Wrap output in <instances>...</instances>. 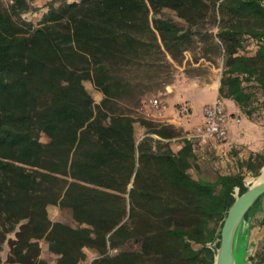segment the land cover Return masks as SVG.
Here are the masks:
<instances>
[{
  "label": "trees",
  "instance_id": "16d2710c",
  "mask_svg": "<svg viewBox=\"0 0 264 264\" xmlns=\"http://www.w3.org/2000/svg\"><path fill=\"white\" fill-rule=\"evenodd\" d=\"M30 9L0 0L3 264H81L89 250L90 264H212L208 243L243 177L194 178L197 143L182 137L173 149V125L126 112L123 72L166 55L178 61L192 38H212L201 30L209 22L223 46L218 91L251 119L256 88L264 98V0H52L36 23L22 16ZM249 39L252 54L243 52ZM243 164L256 176L264 153ZM49 205L69 210L75 225L52 220ZM248 258L264 264V237Z\"/></svg>",
  "mask_w": 264,
  "mask_h": 264
},
{
  "label": "rangeland",
  "instance_id": "374dc122",
  "mask_svg": "<svg viewBox=\"0 0 264 264\" xmlns=\"http://www.w3.org/2000/svg\"><path fill=\"white\" fill-rule=\"evenodd\" d=\"M31 9L23 13V18L36 23L46 11L48 3L52 0H28ZM73 1V0H67ZM5 5H9L10 0H2ZM57 3V2H56ZM166 13L175 21L182 22L173 11L166 10ZM205 26V27H204ZM201 30L203 36L205 32H211L212 38L207 34L205 38H192L194 43L187 50L183 51L179 56V60H173L169 55H166L160 60L154 61L151 66H131L123 73L130 80L131 86L129 92L120 100V106L135 117H145L155 122L171 124L173 120L178 121L182 127L175 129L180 132V135L170 138V145L173 149H177L180 145L181 138L187 133H190L198 121L200 114L201 103L212 97L213 90L205 89L213 85L215 81H220V76L223 66V46L215 36L217 26L206 22ZM215 44L218 46V49ZM257 48L256 42L249 39L246 43L243 52L252 54ZM217 82L214 85H217ZM84 85L92 95L95 102H99L102 98V93L98 91L94 85L85 80ZM196 87V88H192ZM199 87V88H198ZM256 90L255 106L257 110L252 113V118L244 117L256 121L262 132H264V98H262L261 90ZM150 98H157L165 108L161 111H156L149 104ZM189 98L192 105L188 107L189 114L181 111V104ZM229 108L227 99H223ZM258 105V106H257ZM241 116L240 125L245 124V118ZM173 119V120H172ZM145 132V128L138 122L135 123V137L139 139ZM46 140L45 137H42ZM256 139L253 140L255 143ZM260 153H264V145L257 146ZM195 159L189 172L194 178H202L215 180L218 174L238 173L243 177L245 182H252L256 177L252 170H249L243 164L250 154L257 153L252 151L248 144H232L223 140H212L205 144H196ZM256 164V161L253 163ZM264 204V199H262ZM48 213L52 220H60L71 225H75L69 210L61 209L56 205L48 206ZM264 218V208H262L252 218L254 226L251 228L250 240L255 242V249L262 237H264V224L260 220ZM42 255L47 257L52 262L54 257L46 250L45 242H41ZM5 246L1 254V262L3 264ZM255 252V250H254ZM95 253L88 251L87 257L81 264H90Z\"/></svg>",
  "mask_w": 264,
  "mask_h": 264
},
{
  "label": "water",
  "instance_id": "95a60500",
  "mask_svg": "<svg viewBox=\"0 0 264 264\" xmlns=\"http://www.w3.org/2000/svg\"><path fill=\"white\" fill-rule=\"evenodd\" d=\"M245 190L233 188L234 200L227 208L219 232L208 246L214 249L212 264H249L255 242L250 240L252 218L262 208L264 199V165L252 182H243Z\"/></svg>",
  "mask_w": 264,
  "mask_h": 264
},
{
  "label": "crops",
  "instance_id": "0c3cea01",
  "mask_svg": "<svg viewBox=\"0 0 264 264\" xmlns=\"http://www.w3.org/2000/svg\"><path fill=\"white\" fill-rule=\"evenodd\" d=\"M214 83L213 85H210L208 88H205V89L213 90V94L211 98L201 103L198 121L194 122L196 123V125L202 122V119H203L202 111H203L204 105L207 103H210L214 95L219 92L218 87H219L220 81L218 80L217 85H214ZM192 88H196V87L192 86ZM223 99H227L229 102V108H227V105L224 102L226 106L227 114H228L227 136H226L227 142L235 144V145L242 144V143L245 145L248 144V147L252 151L259 152L257 149L258 148L257 146L264 145V132H262V127H260V125H258L256 121L250 120L247 117L245 118L244 117L245 114L243 113L239 104L235 100H233L232 98H228V97H223ZM181 105L190 107L192 103L189 98H186L184 100V103H182ZM241 116L245 118L244 125H240ZM236 118H239V121H237ZM171 123H174L175 125L174 127H177V128L182 127L178 124V121L173 120ZM254 139H256V141H254L255 143L251 144Z\"/></svg>",
  "mask_w": 264,
  "mask_h": 264
},
{
  "label": "built area",
  "instance_id": "2783aa9c",
  "mask_svg": "<svg viewBox=\"0 0 264 264\" xmlns=\"http://www.w3.org/2000/svg\"><path fill=\"white\" fill-rule=\"evenodd\" d=\"M13 2V0H10ZM150 106L156 111L165 108L157 98L149 99ZM188 112V106H181V111ZM202 122L195 125L190 133L184 135L185 138L194 141L197 144H205L212 140H223L227 136L228 114L222 95L218 92L214 95L212 101L203 107ZM239 121V118H236Z\"/></svg>",
  "mask_w": 264,
  "mask_h": 264
}]
</instances>
